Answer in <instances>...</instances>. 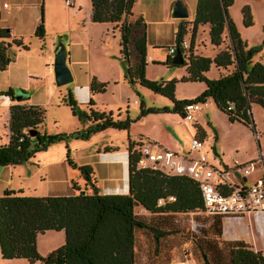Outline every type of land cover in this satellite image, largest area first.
<instances>
[{"label": "trees", "instance_id": "16d2710c", "mask_svg": "<svg viewBox=\"0 0 264 264\" xmlns=\"http://www.w3.org/2000/svg\"><path fill=\"white\" fill-rule=\"evenodd\" d=\"M135 1L90 0L91 19L109 22L119 31V59L127 81L131 85L139 83L172 101L170 108L147 106L140 100L139 116L172 111L185 117L188 104L211 99L230 121H240L256 132L251 102L259 103L264 109V63L261 59L254 60V56L262 47L249 45L242 38L228 13L233 0H197L193 19L180 20L175 33L176 46L185 55L184 62L172 63L174 54L169 53L164 61L153 60L168 66L184 65L186 74L180 78L182 81H204L205 88L200 93L183 99L175 98L178 79H152L145 75L146 23L142 16L133 22L125 19L132 13ZM241 12L243 24L251 25L253 17L249 6L245 5ZM205 23L209 25L210 43L216 48L213 56L194 51L198 25ZM188 30L189 46L183 48L180 41ZM133 31L136 34L132 49L129 44ZM34 35L39 38L45 35L43 15L36 24ZM10 36L9 29L0 27V70L12 61L13 46L29 48L21 37L8 40ZM133 50L137 55L131 63ZM212 64L218 70V77L206 74ZM106 86V81L92 75L91 94L104 92ZM0 94L11 100L8 140L0 144V167L22 164L51 144L64 141L68 164L79 169L86 183L92 185L91 191L82 189L77 193L55 195L23 194L5 188L0 195V251L3 258L24 257L29 264L36 260L41 264H171L172 258L178 255L182 260L194 259L197 264H264L262 251L254 249L250 243L243 239L220 238L221 218L226 215L204 211L197 179L159 162L138 165L142 136L138 140H128V192L99 191L93 167L73 160L68 141L88 139L107 128L129 131L134 119L128 115L115 117L112 110L94 108L93 96L88 100L89 110H83L69 90L65 103L73 115L89 123L70 132H48L42 129L45 119L42 105L28 103L27 96L16 98L11 87L0 90ZM168 195L174 198L158 203V198ZM140 205L146 212L137 209ZM48 229L64 230L65 241L43 255L37 249V235ZM214 235L218 238H212Z\"/></svg>", "mask_w": 264, "mask_h": 264}, {"label": "rangeland", "instance_id": "374dc122", "mask_svg": "<svg viewBox=\"0 0 264 264\" xmlns=\"http://www.w3.org/2000/svg\"><path fill=\"white\" fill-rule=\"evenodd\" d=\"M241 1L243 0L236 2ZM4 2L9 3L10 7H4ZM88 4L89 0H81V8L75 10L72 8L76 7L77 0L75 5L74 2L71 4L72 7H69L65 0H0V25L6 29L10 28L11 36L7 39L21 37L29 47L24 49L13 46L12 61L5 69L0 70V90L11 87L16 98L27 96L28 103L42 105L45 108L42 129L48 132H70L87 126L89 121L82 122L78 115L72 114L70 107L64 101L67 92L71 90L79 106L88 111V100L92 96L89 83L93 73L116 76V60L118 61L122 68L121 76L117 84L111 83L108 89L106 86L107 91L102 95L107 100L119 99L121 103L116 105L110 102L109 107L113 109L115 117H119L117 113L120 106L121 118L128 115L134 119L130 130L107 128L93 134L88 139L73 138L68 141L73 160L79 163H89L93 167V176H95V183L100 192H128L127 144L131 138L129 133H139L138 131L143 129H148L162 138L166 136L170 138L168 133L171 136L173 134L179 139V144L183 142L185 146H188L194 131L196 134H202L203 150L200 149L199 154L205 153L207 157L205 160L209 159L210 163L219 168H223V164L232 167L236 164L254 162L253 173L255 175L261 173L262 164L264 165V109L259 103L251 102L256 132L240 121H230L228 116L220 111L212 101L191 107L189 112L193 115L192 119H187L172 111L149 112L139 116L140 100H143L147 106H168L170 108L172 102L168 97L139 83L131 85L123 82L125 71L119 59V35L117 31L113 33L115 29L112 24L91 21ZM138 4H141L143 9H147L146 18L149 20L146 23L148 37L146 58L148 61L145 74L148 78L154 76L155 79L177 77L176 99L196 96L205 88L204 81H180L181 75L185 73L183 65L168 66L149 59V55L165 58L168 54V47L176 46V28L172 30L171 27H167L161 31L157 29V25L150 22L159 14L157 0H142ZM263 8L255 7L259 16L263 13ZM233 10L236 12V7H233ZM42 15L45 35L39 38L34 35V29ZM128 15L125 16L126 20ZM207 27V25L199 27L198 41L200 40L204 45H198L195 41V48L197 52L201 51L205 55L212 56L215 51L209 43ZM135 34L136 31H133L129 44L132 49ZM242 36L249 45L262 47V50L254 56V60L261 59L264 63V22L262 25L253 23L247 26ZM155 38L160 40V44L153 49L155 45L152 41ZM185 38L189 41V30L185 33ZM227 39L228 35H226ZM60 40L68 46V61L71 63L69 66L73 74L72 81L61 85L56 83L53 69L54 47ZM111 53L112 55H109ZM136 55V51L133 50L130 55L131 63H134ZM206 74L208 77L219 75L213 64ZM105 81L108 85V81ZM8 102L9 97L0 94V144L8 140ZM141 136L146 139L143 135L136 134L133 140H138ZM65 152L66 143L59 141L37 152L33 158L22 164L1 166L0 195L5 187L15 188L20 193L32 195L70 194L82 189L91 191L92 185L86 183L79 169L72 168L68 164ZM258 158L262 160V164L256 163ZM237 222L233 224V231H235L233 233L247 237L254 232V235L259 237V242L264 244V218L258 221L254 216H249ZM230 231L232 232L231 229ZM48 232L50 233L46 235L43 233L37 237V249L43 255H46L50 245L55 243L53 239L48 240V234H56V230Z\"/></svg>", "mask_w": 264, "mask_h": 264}, {"label": "crops", "instance_id": "0c3cea01", "mask_svg": "<svg viewBox=\"0 0 264 264\" xmlns=\"http://www.w3.org/2000/svg\"><path fill=\"white\" fill-rule=\"evenodd\" d=\"M141 1L142 0H136L134 2V5L132 7V13L129 14L128 15V18H127L128 21L133 22L136 17L142 16L143 19H145L144 21H146L145 23L149 22V20L146 18V16H147L146 14L148 12L147 9H143L142 6H141V4L140 5L138 4ZM157 1H158V6H159V11H158L159 14L156 17V19H151L150 22H152L153 24L157 25V29L158 30L161 29V31H162L163 28L171 27L172 30H174L176 28V31H177L178 24H179V21L180 20L190 21V20L193 19L194 15H195V8H196V1L197 0H183L184 4H186V6L188 8V11H189V16L187 18H175V17H173L171 15V10H172V7H173L174 2L176 0H157ZM236 1L237 0H233L232 5H230L228 7V13H229L230 17L232 18V20L234 21L237 29L240 31V34L242 36L243 35V30L247 26H245L243 24V21H242L243 18H242L241 9L245 5H248L249 8H250V10H251V13H252L253 23H258V24L262 25L263 22H264V8H263V6H264V0H243L241 2H236ZM73 2H74V5H75L76 4V0H73ZM4 3H6V2H4ZM256 6H261V8H263V13L260 16L258 15V12L255 9ZM4 7H8L9 8L10 7V4L7 3V5H4ZM69 7H72V5H69ZM233 7H236V12H234ZM80 8H81V0H77L76 7H73L72 9L79 10ZM88 9H89V17L91 19V2H90V0H89V4H88ZM256 12H257V17L255 16ZM91 21H93V20L91 19ZM173 21H176V22H173ZM105 23H109V22H105ZM109 24H111V23H109ZM204 25H207L208 26L207 28L209 29L208 23L199 24L198 25V29H197V33H196V38H195V41L198 43V45H204V44H202V42L200 40L198 41V31H199V27L200 26H204ZM0 27H4V26H1L0 25ZM190 27H191V23L189 22L188 23V28L190 29ZM9 31H10V28H9ZM116 31H117V33L119 35V31L118 30L113 31V33L115 34ZM146 35H147V32H146ZM208 36H209V33H208ZM184 38H185V34H184ZM242 38H243V36H242ZM147 43H148V37H147ZM152 44L155 45L153 47V49H155L158 46V44H160V40L158 38H155L152 41ZM210 45H211L212 49L216 52V48H214V46L211 43H210ZM119 48H120V45H119ZM67 49H68V46H67ZM194 51L196 53L203 54L201 51L200 52H197V50L195 48V45H194ZM68 53H69V51H68ZM109 55H112V53L109 54ZM167 55L168 54H166V56ZM119 56H120V52H119ZM166 56H165V58H166ZM148 57L152 61L153 60H161V61H164L165 60V58H159L158 56L155 57L154 55L153 56L149 55ZM68 58H69V54H68ZM116 62H117L116 69H115L117 71V75L116 76L115 75L107 76L106 73L104 75V74L99 73V72H94L93 73V75H95L99 80H102V81L107 80L108 81L107 89H108V86L111 83L117 84L116 82L118 81V79L121 76L122 68L119 66L117 60H116ZM68 64L71 65V63H69V61H68ZM184 70H185V73H183L181 75V77L186 74L185 66H184ZM145 75L148 77L147 74H145ZM123 78H124V81L123 82H125V83L128 84L129 82L124 77V74H123ZM149 78L155 79L154 76L153 77H149ZM175 78H177V77H175ZM180 81H182V80H180ZM107 89L105 91H107ZM104 92H95V93L92 94V96L94 98V101H95V104L93 105V107L94 108H97V109H100V110H112V112H113V109L111 107H109V103L111 102L112 104H116L117 105V104H119L121 102L119 101V99H115V98H111L110 100H107V98H104L103 95H102ZM135 101H137V100L135 99ZM169 101L172 102L171 100H169ZM207 101H212V100L211 99H208ZM10 103H11V100L9 99L8 105H10ZM212 103H214V102L212 101ZM118 111L119 112L121 111V107L120 106H119ZM119 112L117 113V115L120 117L121 116V112L120 113ZM166 112H164V113H166ZM8 114H9V106H8ZM113 114H114V112H113ZM8 119H9V117H8ZM7 122H8V120H7ZM138 132L139 133H137V132L129 133V136L133 139L136 134H141V135H143L144 138H149V139L154 140L160 146H163V147L169 148L171 150H174L176 152L175 153V158H174L175 160L188 162L189 160H201V159H206L207 158L206 155H205V153L204 154H199L201 151L190 149L189 144H190L191 138H190V141H189L188 146H185V143H183V142H182V144H179V139H177L173 134L171 136L168 133V135L170 136V138L168 136H166V138H162L160 136L154 135V133L151 132L148 129H143L142 131H138ZM194 136L200 137L202 139V134L201 135L200 134H196L193 131L192 137H194ZM59 145H61V143ZM182 145H183V147H182ZM56 147H60V146H56ZM106 147H108V145ZM61 149H62V151H64L63 150V147ZM201 150H203V148ZM207 160L209 161V159H207ZM77 163H79V162H77ZM79 164H81V163H79ZM5 188H10V187H5ZM10 189L18 190V189H15V188H10ZM114 192H116V191H114ZM52 195H55V194H52ZM137 209L140 212H146V209L144 207H142L141 205L138 206ZM249 216H254L256 220L260 221L262 218H264V212L263 213H260V214H257V215H254V214H245V215H240V216H232V215L223 216L221 218V234H220V238L223 239V240L243 239L244 241L250 243L254 249L261 250L262 253H263V255H264V244H261L259 242L260 239H259V237H256V234L254 235V232H253V234L251 232L249 235H247V237L244 236V235H238L237 236L236 233H233V232H235V231H233V228H234L233 227V224L234 223L237 224L238 223L237 221L246 219V217H249ZM199 221H201V220L199 219ZM210 221L211 220H208V222H210ZM230 229L232 230V232L230 231ZM48 231H53V229L46 230L44 232V235H46V233H50ZM62 231H64V230H58V231L56 230V232H55L56 234H48L49 235L48 236V240L53 239L55 243H52L53 245H50L51 247L48 249L47 253L49 251H51L52 249L56 248L57 246L61 245L65 241V233L62 232ZM40 234H43V233H38L37 237ZM212 238H218V236L217 235H214ZM186 245H187V243H186ZM219 245H220V242H219ZM20 259H21V261H20ZM36 262H38V264H41V262L39 260H36L34 262V264H36ZM0 264H29V261H28L27 258H24V257H18V258H3L1 256V251H0ZM171 264H197V263L194 261V259H191V258H187L185 260H182V258L177 255L174 258H172Z\"/></svg>", "mask_w": 264, "mask_h": 264}, {"label": "built area", "instance_id": "2783aa9c", "mask_svg": "<svg viewBox=\"0 0 264 264\" xmlns=\"http://www.w3.org/2000/svg\"><path fill=\"white\" fill-rule=\"evenodd\" d=\"M65 2L67 5H71L73 0H65ZM180 45L187 48L189 41L183 37ZM175 52L176 46H169L168 53L175 54ZM196 105L188 104L186 106L188 112L185 118H193L189 109ZM189 147L193 150H200L203 147V140L194 136ZM141 153L138 161L139 166L159 162L165 166L173 167L177 172H185L197 179L206 213L240 216L245 214L257 215L264 212V165L260 158L256 160V163L262 164V170L259 175H255L253 173L254 162L219 168L205 159L189 160L188 162L179 161L174 159L176 153L174 150L160 146L147 138L143 140ZM173 198V195H168L166 198L160 197L158 203L161 204L165 200H172Z\"/></svg>", "mask_w": 264, "mask_h": 264}, {"label": "water", "instance_id": "95a60500", "mask_svg": "<svg viewBox=\"0 0 264 264\" xmlns=\"http://www.w3.org/2000/svg\"><path fill=\"white\" fill-rule=\"evenodd\" d=\"M171 15L175 18H187L189 11L183 0H176L171 10ZM67 45L60 40L54 47L53 69L57 84H65L73 80V74L68 64ZM185 60L184 53L179 46H176V52L172 58V63L182 64Z\"/></svg>", "mask_w": 264, "mask_h": 264}]
</instances>
